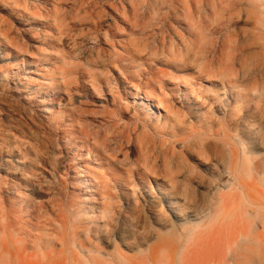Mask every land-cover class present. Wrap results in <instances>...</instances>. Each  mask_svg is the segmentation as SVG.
Listing matches in <instances>:
<instances>
[{
    "label": "rangeland",
    "instance_id": "obj_1",
    "mask_svg": "<svg viewBox=\"0 0 264 264\" xmlns=\"http://www.w3.org/2000/svg\"><path fill=\"white\" fill-rule=\"evenodd\" d=\"M182 2L0 0V216L23 230L18 239H54L59 258L85 264H264V171L246 190L213 152L232 116L246 157L264 165V39L242 17L218 27L228 0L202 1L200 14ZM99 11V33L73 28ZM198 128L213 137L185 152ZM154 130L180 137L166 157L184 159L173 181L129 143ZM243 195L248 216L236 209ZM228 196L237 201L219 217Z\"/></svg>",
    "mask_w": 264,
    "mask_h": 264
},
{
    "label": "bare ground",
    "instance_id": "obj_2",
    "mask_svg": "<svg viewBox=\"0 0 264 264\" xmlns=\"http://www.w3.org/2000/svg\"><path fill=\"white\" fill-rule=\"evenodd\" d=\"M172 1L174 3H177V4L183 3L182 0H172ZM202 1L205 2V0H190V2L192 4L191 6L194 8L195 13H199V14L201 13ZM82 2H84V0H82ZM161 8H162L161 6L157 7V9H159V12H160ZM249 8H252V9L250 11H247V9H249ZM96 13L98 14V17H97L95 24H91V25L86 24L88 19L85 18L83 20H80L78 23L74 24L73 28H75V27L76 28H84V27L88 28L89 27L90 29H89L88 33H91L92 31H94L95 33H99L101 28H102L103 18L105 17L106 13L103 11H99ZM86 14H87V12H86ZM169 16H170V14L169 15L165 14L162 17V19L159 20V22H165L169 18ZM225 16H226V18H225ZM217 17H218V20H217L218 27L221 23L219 21H222L223 19H224V21H222V24H224V25L229 24V23H232L233 25H238V23H240V22L237 21V19L242 17L244 20L241 22L246 23V24L254 23V25H255L254 29L256 31H258V33L260 35V37H259L260 41H262L264 39L263 38L264 37V0H228V3L226 4L225 7L222 8L220 14H218ZM9 18L12 19L11 16H9ZM155 26L156 25L153 26V29L155 28ZM218 27L216 26L215 28H212L211 30H209L210 34L211 35L218 34L219 33ZM208 29L209 28H207V30ZM154 31L155 30H153V32ZM148 34H151V33H147V35ZM191 36L193 38H195L194 50H199V52H203V49L201 48V46H198L199 44L202 43V39H201L200 35L198 34V32L195 31L194 34L191 33ZM212 42H214V41H212ZM102 45H104V43L101 41V46ZM261 49L264 52V46ZM231 60L233 63L234 59H231ZM233 65H234V63H233ZM168 66L171 67L170 64ZM129 68H131V66H129ZM230 81H233L232 78L230 79ZM252 81H253V79H252ZM119 111L121 114H123L124 108H120ZM177 115H178V117L180 116L179 114H177ZM192 115H194V113L193 114L191 113V116ZM182 124L186 125L185 122H182ZM235 125H236V121L233 119L232 116L230 118L225 119L226 130L224 133L221 134V139H219V141L214 143L215 148L213 149V152H215V153L219 152L220 153L221 159H222L223 163L226 165L227 173L230 176L234 177L235 179L237 178V180L238 179L239 180L240 179L246 180V182L242 185L243 188L246 189V188H248V187L250 188L256 184V178H254L252 176H255L257 172L253 173L255 175H253V174L251 175V171H253L254 169L256 171H259V170L262 171V169H263V171H264V168H263L264 165H261V163H259V161L256 162L255 159H254L255 161H253V160L249 159L250 157L249 158L246 157V155L248 153L245 152V149H242L241 145L239 144V142L235 139V137L232 134L233 130H234L233 127ZM179 128H181L180 125L175 126L176 130H179ZM164 130H162V131L154 130L153 134L146 135L145 140H142L141 138L137 137L136 139L139 140V142H141V143L137 144L135 139L129 140V143L132 144V147L135 149V153H137V154L139 153V151H140V153L141 152L143 153L146 151V153L144 154V158H145L146 163L148 165V167H146V168H152L153 172H155V173L165 174L167 179H169L170 181H173L178 177V175H177L178 172H176L174 170L176 168L177 169L178 168H185L183 165L184 159L178 160L179 159L178 156L172 155L169 161L166 160V157L171 154L170 146L175 144L176 142H178L180 137L178 138L176 135L167 134V132H165ZM212 130L213 129H209L207 132L206 131L204 132L203 128H198L196 131L192 130V132L190 134H188L183 140L185 143V152H189L192 149V147L197 146L200 141L207 140L208 137H213L210 135L211 134L210 132H212ZM214 134L217 135L218 133H216L214 131ZM118 135L120 137L121 133H118L117 136ZM165 139H168V142L170 143L169 146L164 145L163 146L164 148H162L161 150H160V148H156V146H155L156 141L160 142V141H163ZM106 141L109 142V139L106 138ZM164 144H166V142H164ZM207 145H209V146H207V148L209 147L211 149V146L213 145V143H207ZM198 146H200V145H198ZM201 148H202V146H201ZM205 148L203 147L202 149H205ZM225 148H226V150H225ZM245 153H246V155H245ZM140 157L142 158V154L140 155ZM191 157H192V155H191ZM152 161H154V164L150 165V162H152ZM251 163H253V164H251ZM160 168H164V169H160ZM171 168H175V169H171ZM263 171L261 174H263ZM255 177H258V175ZM247 180L249 181V183ZM234 182H235V180H234ZM177 183H178V181H177ZM235 185H237V184H235ZM231 187H232V184H231ZM233 187H235V186L233 185ZM238 188H239V186H238ZM243 188L241 190H243ZM233 192H231V193H233ZM238 192H239V190H238ZM239 194H241V192ZM229 196L227 198H223L222 202L219 204V207L216 210V213H217V215L219 214V217L221 215H229L231 210L233 209L235 202L237 201V197L234 196V197L229 198ZM248 196H249V198L251 197L250 195H248ZM222 197H225V196H222ZM241 197L242 198L244 197V201L246 200L245 199L246 196L243 195ZM174 198L175 197H170V199H174ZM263 199H264V197L262 198V200ZM243 202L238 204V208H236V209H240V210L242 209V212L245 211L244 213H246L245 209L248 210L250 206H249V204L245 205V203H248V202H246V201L244 203ZM250 202L253 205V202L252 201H250ZM161 203L166 205V209H168V211L170 212V207H168L169 203L166 202L164 199L161 201ZM241 204L243 205V207ZM239 205H241L242 208ZM244 205L249 206V207H245ZM261 207H264V202L262 203ZM252 209H253V206H252ZM236 211H238V210H236ZM2 212H1V216H0V264H85L86 260H85V262H83L84 260L80 261L79 259L76 258L77 256H74V255H72V260L67 255L62 257V258H59L58 255L52 250V247L56 246V244H57L56 240H54V239L40 238L39 241H35V242H32L29 239H25V240L18 239V234L23 233V230L17 229L12 218L10 216L6 215L5 213H2ZM171 212H173V211L171 210ZM257 213H259V212H257ZM234 214L238 215V213H236V212H234ZM236 215L232 214V216H235V217H236ZM248 215H249V213H248ZM248 215L246 213V216H248ZM181 216H183V215H181ZM253 217H257V214L253 215ZM253 217H251L250 219L253 220L252 222H255ZM238 218H240V217L237 216L236 221H238ZM234 220H235V218H234ZM235 222H233V223H235ZM83 223H84L83 220L78 221L77 222L78 227L82 226ZM250 224H251V222H250ZM230 227L232 228V226H230ZM57 229H59V228H57ZM61 229H62L61 234L64 237L63 241L66 242L67 244H69L66 241V239L68 240V236H69L68 232L66 231L65 228L61 227ZM249 231H245L244 235L248 237L249 233H250ZM251 234L252 235H250V238L253 241H256L255 238L257 235V230L255 228L252 230ZM72 238L73 237H71V232H70V241L74 240V239L72 240ZM74 244H75V242H73V245ZM30 248L34 249V253H28ZM244 249H247V248H244ZM65 253L66 254L69 253V249H67ZM246 254L248 255L249 253H247V251H246ZM60 256H61V254H60ZM92 256L94 257V255H92ZM92 256H90V257H92ZM245 256H244V258H245ZM98 259L99 258H90L89 264H109L107 262L100 261L101 258L99 260Z\"/></svg>",
    "mask_w": 264,
    "mask_h": 264
}]
</instances>
